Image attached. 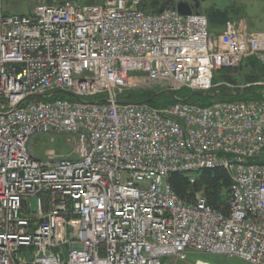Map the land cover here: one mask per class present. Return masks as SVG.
<instances>
[{
  "label": "built area",
  "instance_id": "1",
  "mask_svg": "<svg viewBox=\"0 0 264 264\" xmlns=\"http://www.w3.org/2000/svg\"><path fill=\"white\" fill-rule=\"evenodd\" d=\"M262 53L263 31L229 18L216 32L201 11L40 0L20 14L0 0V264H166L191 252L264 264V95L200 105L176 94L235 88L218 73ZM143 89L176 101L122 99ZM54 134L71 152L38 157L34 139ZM217 168L232 181L226 210L171 183Z\"/></svg>",
  "mask_w": 264,
  "mask_h": 264
},
{
  "label": "rangeland",
  "instance_id": "2",
  "mask_svg": "<svg viewBox=\"0 0 264 264\" xmlns=\"http://www.w3.org/2000/svg\"><path fill=\"white\" fill-rule=\"evenodd\" d=\"M39 1L40 0H3V5L6 13L30 14ZM78 1H93L94 3H100L105 0ZM185 1L187 0H141L143 6L151 11L156 2L159 3L158 5H162L163 3L177 4ZM196 1L197 0H188L191 6L195 5ZM207 4H214L220 8H228L230 18L241 20L245 23L246 27L251 30L264 32V0H206L205 5ZM161 5L159 7H161ZM192 8L195 10L194 7ZM218 74L217 81H222L226 78L231 84L236 86L235 88L226 87L227 89L224 88V90L228 91L229 89L232 92H236L243 90L242 87L251 84L252 88L262 87L261 93L264 95V53L244 59L238 67L222 73L223 76L220 73ZM254 83L262 84L254 85ZM32 148L40 158H44L47 151H54L57 156H66L71 152V145L68 142V138L64 135L56 134L36 137L33 141ZM198 261L210 262L212 264H254L239 257L210 255L199 252H191L186 260L169 258L166 264H198Z\"/></svg>",
  "mask_w": 264,
  "mask_h": 264
},
{
  "label": "trees",
  "instance_id": "3",
  "mask_svg": "<svg viewBox=\"0 0 264 264\" xmlns=\"http://www.w3.org/2000/svg\"><path fill=\"white\" fill-rule=\"evenodd\" d=\"M92 3L93 1H88ZM159 3H155L152 11H157L159 8ZM143 6V3H142ZM144 9H146L143 6ZM148 10V9H146ZM151 11V10H148ZM228 16V10H221L218 8L210 9L208 17L210 19L211 26L216 25L226 21ZM213 30V29H212ZM254 58V57H253ZM228 70L221 71L220 74ZM219 76V75H218ZM223 76V74H222ZM252 78V77H250ZM226 79V78H225ZM226 87H223V90ZM227 89V88H226ZM262 87H250L244 91L232 92L228 89L220 92L218 96L212 98L204 93L192 95L190 89L184 88L177 91V97L186 100L189 103L200 104V105H210L215 101H226L235 99H262L263 95L261 93ZM241 92V93H240ZM131 101H148L149 104L153 106H167L176 101V98L170 93H158L155 89H143L137 91H131L126 95L122 96V99H127ZM171 183L174 189L183 197L190 198V192L202 191L206 196L208 203L218 209H227V197L229 194L231 186V178L229 174L221 168L217 169H207L201 172L194 184L189 182L187 176L174 174L171 176Z\"/></svg>",
  "mask_w": 264,
  "mask_h": 264
},
{
  "label": "water",
  "instance_id": "4",
  "mask_svg": "<svg viewBox=\"0 0 264 264\" xmlns=\"http://www.w3.org/2000/svg\"><path fill=\"white\" fill-rule=\"evenodd\" d=\"M201 7V3L199 1H197L195 8L196 9H200ZM177 9L180 13L184 14V15H188L191 14L192 12H194L192 6L190 5L189 2H179L177 4H171V3H163L161 5V7H159L158 9V13H162L167 9ZM200 92H192V95L194 94H199ZM204 94L210 96V97H215L217 95V93H213L211 91H206L204 92Z\"/></svg>",
  "mask_w": 264,
  "mask_h": 264
},
{
  "label": "crops",
  "instance_id": "5",
  "mask_svg": "<svg viewBox=\"0 0 264 264\" xmlns=\"http://www.w3.org/2000/svg\"><path fill=\"white\" fill-rule=\"evenodd\" d=\"M197 1H200L201 2V8L200 9H201L202 12L207 13V15H208L210 9H212V8H215V9L218 8V9H221V10H228V8H220L218 6H215L214 4H211V5L207 4V5H205V1L206 0H197ZM227 17L230 18L229 17V10H228V16ZM228 18H226V19H228ZM215 26H217V27H215ZM223 26H224V22L219 23L217 25H212L211 28L213 29V31L221 32L222 29H223Z\"/></svg>",
  "mask_w": 264,
  "mask_h": 264
},
{
  "label": "bare ground",
  "instance_id": "6",
  "mask_svg": "<svg viewBox=\"0 0 264 264\" xmlns=\"http://www.w3.org/2000/svg\"><path fill=\"white\" fill-rule=\"evenodd\" d=\"M202 264H212L210 262H205V261H202Z\"/></svg>",
  "mask_w": 264,
  "mask_h": 264
},
{
  "label": "flooded vegetation",
  "instance_id": "7",
  "mask_svg": "<svg viewBox=\"0 0 264 264\" xmlns=\"http://www.w3.org/2000/svg\"><path fill=\"white\" fill-rule=\"evenodd\" d=\"M185 2H188V0H187V1H185ZM196 3H197V1L195 2V5H196ZM195 5H192V7H194V8H195ZM195 10H196V8H195Z\"/></svg>",
  "mask_w": 264,
  "mask_h": 264
}]
</instances>
